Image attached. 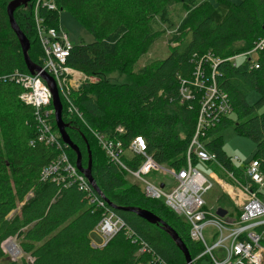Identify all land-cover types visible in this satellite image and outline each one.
Here are the masks:
<instances>
[{"label":"trees","instance_id":"16d2710c","mask_svg":"<svg viewBox=\"0 0 264 264\" xmlns=\"http://www.w3.org/2000/svg\"><path fill=\"white\" fill-rule=\"evenodd\" d=\"M12 1L0 0V263L145 264L155 255L168 264H186L163 226L147 222L132 209L158 216L175 230L196 259L204 248L192 241L190 227L164 201L147 198L141 187L131 183L89 132L96 130L108 139L117 138L125 148L143 137L147 154L159 166L177 172L186 166L206 89L215 84L226 96L231 113L219 114L204 132L202 142L226 172L246 184L223 148V132L233 127L255 143L252 160L258 161L264 174V49L258 52L257 69L248 60L244 64L229 60L251 51L264 38V0L236 4L228 0H57V11L42 14L50 26L59 28L60 13L65 11L94 37L89 44L74 45L66 62L68 68L91 77L123 69L133 82L119 86L102 79L73 90L69 103L81 117L68 116L61 97L67 133L80 149L84 168L91 154L92 176L105 199L92 186L86 192L78 183L70 185L73 180L62 171L44 176L58 161L60 151L39 142L36 111L21 100L23 87L9 79L15 72L29 74L7 14ZM32 4L18 8L15 19L31 43V60L43 67ZM176 7L184 16L173 31ZM170 31V54L134 73L137 61ZM183 89L193 98H184ZM253 92L259 99L250 104L248 96ZM51 123L58 132L55 117ZM119 128L123 133L117 132ZM64 151L77 167L75 152L67 146ZM143 160L135 155L125 164L136 170ZM193 164L196 167L198 161ZM95 199L104 208L93 202ZM260 199L264 202L263 193ZM219 201L233 206L225 194ZM106 210L121 218L124 228L106 246L94 247L90 235ZM236 210L238 218L240 211ZM13 237L33 262L5 259L2 245Z\"/></svg>","mask_w":264,"mask_h":264},{"label":"built area","instance_id":"2783aa9c","mask_svg":"<svg viewBox=\"0 0 264 264\" xmlns=\"http://www.w3.org/2000/svg\"><path fill=\"white\" fill-rule=\"evenodd\" d=\"M57 0H33L32 16L36 37L43 49L44 66L38 74L31 75L15 72L9 76L11 81L21 85L24 93L21 100L32 106L39 122L38 140L46 145L56 147L60 151L58 161L44 172L45 177H50L62 171L78 183L79 187L88 192L91 190L86 177L79 173L77 167L73 166L68 159L64 147L67 146L61 139L58 132L53 130L51 118L55 117L52 106V94L42 78V73L47 72L55 79L60 97L69 103V96L74 90L81 86L87 75L75 71L66 66L74 45L69 41L67 34L61 32L59 28L50 26L45 12L57 11ZM251 51L242 55L234 56L229 60L233 63L239 59H245L252 63L256 69L259 67L257 58H254L259 51L264 49V38ZM182 95L186 99H191L192 94L187 90H182ZM71 115H78V111L69 103ZM52 106V108H51ZM231 113V107L225 95L220 94L215 84L206 89L203 98L201 113L197 121V127L186 154V166L179 171L166 170L159 166L152 157L147 154V144L143 137H137L130 142L128 147H124L119 139H108L104 135L97 136V140L106 157L119 165L128 176L133 177L141 184V189L147 198L162 200L168 208L190 227V238L199 243L204 252L193 260L206 257L209 264H263L264 246V202L260 199V194L264 188V174L260 169L258 161L250 160L245 163L240 170L241 178L246 184L236 178L233 173H228L235 181V185H229L223 181H214L201 174L194 166V160L198 163L218 164L215 154L209 152L202 142L201 137L204 132L214 123L219 114L227 115ZM118 133H123V129H118ZM68 147V146H67ZM130 153L131 157L126 156ZM138 155L144 158L142 164L131 170L127 167L126 160ZM233 161H240L238 156L231 158ZM162 170L169 173L174 178L175 188L166 192V185L161 183L156 185L151 183L147 177L152 173ZM224 170V169H223ZM225 171V170H224ZM215 183L220 184L225 194H228L235 203L236 209L240 211V217L234 218L226 216L224 218L217 215V209H209L205 201V195L213 189ZM163 185V188L161 187ZM254 186V188L252 187ZM256 187V188H255ZM99 207L104 208V204L95 199ZM124 228V222L114 212L106 210L102 215L96 231L103 239L104 247L107 243ZM208 228L214 229L210 237L215 240L212 245L208 244L205 231ZM94 247H98L93 245ZM145 264H168L163 259L153 255Z\"/></svg>","mask_w":264,"mask_h":264},{"label":"rangeland","instance_id":"374dc122","mask_svg":"<svg viewBox=\"0 0 264 264\" xmlns=\"http://www.w3.org/2000/svg\"><path fill=\"white\" fill-rule=\"evenodd\" d=\"M203 1V0H201ZM231 3H239L240 0H228ZM173 15V21L175 23V27L173 31L177 29V26L180 22V19L184 16L183 11L181 10L180 7H176L175 11L172 13ZM34 24V22H33ZM59 29L61 32L67 34L69 41L73 45H83V44H89L94 41V37L88 33L84 27L69 13L63 11L60 13L59 17ZM35 30V29H34ZM167 33L163 39L159 40L154 44V46L144 55L142 56L136 63V68L134 70V73H137L139 69L145 67L148 65V63L152 61H157V60H162L166 58L170 54L169 50V40L171 38V32ZM257 46V45H256ZM255 46V47H256ZM258 53V52H257ZM254 58H258V54L254 56ZM245 59L241 58L238 60L239 64H244ZM133 73V74H134ZM54 79V78H53ZM107 81L110 84L114 85H126V84H132L130 75L126 73L123 69L119 71H114L109 75H104L103 77H97V76H88V78L84 79L80 87L73 88L75 91L81 89L83 86L86 85H95L101 80ZM55 80V79H54ZM259 99V95L255 92L251 93L248 96V102L250 104L255 103ZM65 100V99H64ZM66 102V113L68 112V116H71V107L69 103L65 100ZM90 135L92 136L93 141L97 139V136H102L98 131L94 130V132H89ZM104 135V134H103ZM223 148L226 154L228 155L229 158L238 156L240 158V161H233V165L236 168H242L244 167L245 163L249 162L250 160L253 159L254 154L256 152V146L255 143L249 139L248 137L242 136L240 134H237L235 129L233 127L227 128L223 132ZM98 141V140H97ZM99 144V142H98ZM103 151V150H102ZM104 152V151H103ZM76 154V153H75ZM105 154V153H104ZM106 155V154H105ZM126 156L131 157L130 153H126ZM166 170H169L170 168L164 167ZM197 170L206 176L207 178L211 179L214 181L215 176L222 180L224 183H227L229 185L234 186L235 181L231 178V176L224 171L222 168H220L217 164L215 163H198L196 165ZM171 170V169H170ZM82 174V173H81ZM127 179L133 184L138 185L139 187H142L141 184L134 179L131 176H128ZM147 179L156 185H160L163 183L166 185V192L171 191L172 189L175 188L174 185V178L169 174L166 173L162 170L152 172ZM262 193L264 194V188L262 190ZM224 194V190L221 187L220 184L215 183V186L213 187L212 190H210L206 195H205V201L207 203V207L209 209L212 208H222L224 206L225 209L228 210L229 215L234 218L236 217V214L234 212V207H232L229 204H224L223 202L219 201L220 196ZM236 210V208H235ZM237 211V210H236ZM214 233V229L208 228L205 231L207 241L209 245H212L215 240L211 239L210 237ZM91 241L95 243L96 246H102L103 244V239L100 236V234L94 230L91 235ZM11 241L15 242V246L18 250V253H12L10 251V245L13 243H10ZM2 250L5 255V259L7 261H12V262H19L21 263L22 260L30 261L33 262V259L30 258L29 256H26L21 247H20V241L18 238L13 237L8 239L3 245H2ZM0 264H3L2 262ZM201 264H209L208 259H203ZM264 264V263H263Z\"/></svg>","mask_w":264,"mask_h":264},{"label":"water","instance_id":"95a60500","mask_svg":"<svg viewBox=\"0 0 264 264\" xmlns=\"http://www.w3.org/2000/svg\"><path fill=\"white\" fill-rule=\"evenodd\" d=\"M33 0H14L11 3H9L7 7V14L9 17V22L12 30L16 34L22 53L24 56V61L26 64V67L31 75L38 74L42 71V68L37 66L33 61L31 60L29 56V51L31 49V43L29 39L26 37V35L22 32L20 27L18 26L16 19H15V11L20 7H27L29 3H31ZM42 78L47 83L50 92L52 94V106L55 111V122L58 129V132L61 136L62 141L71 148L77 155L76 160V166L77 169L86 177L89 184L93 187V189L96 191L98 195H100L103 199H105L104 194L101 192V190L98 188L93 176H92V157L91 154H89V164L87 168H84L82 166V154L80 152V149L77 145H75L70 136L67 133V128L69 127L68 124H66L63 120V104L61 101V97L59 94V90L57 87L56 81L47 73H42ZM163 188V185L161 186ZM131 211L135 212L139 217L146 220L147 222L151 224H158L162 225L163 228L167 231V233L170 235V237L173 239L179 250L183 253L185 257L186 264H193V259L189 253V250L182 239L179 238L178 234L173 230L171 227L166 225L162 220L153 214L150 211L142 210V209H132ZM217 215L224 218L227 216V211L223 208L217 209Z\"/></svg>","mask_w":264,"mask_h":264},{"label":"crops","instance_id":"0c3cea01","mask_svg":"<svg viewBox=\"0 0 264 264\" xmlns=\"http://www.w3.org/2000/svg\"><path fill=\"white\" fill-rule=\"evenodd\" d=\"M239 169H241V168H239ZM215 179L218 180V181H221V182H222V180L218 179L216 176H215ZM224 194H225V193H224ZM225 195H226V197L228 198L229 203H230V204H233L232 207L236 208L235 203H234V201L232 200V198H231L228 194H225ZM222 208L225 209L224 207H222ZM225 210L227 211V215L230 216L228 210H227V209H225ZM230 217H231V216H230ZM232 217H233V216H232ZM92 244L95 245L94 242H92ZM95 246H96V245H95ZM98 247H99V246H98Z\"/></svg>","mask_w":264,"mask_h":264},{"label":"bare ground","instance_id":"6f19581e","mask_svg":"<svg viewBox=\"0 0 264 264\" xmlns=\"http://www.w3.org/2000/svg\"><path fill=\"white\" fill-rule=\"evenodd\" d=\"M10 243H13L12 245H10L9 247V249H10V251H12V253H15V254H17L18 253V250H17V248H16V246H15V242L14 241H11Z\"/></svg>","mask_w":264,"mask_h":264}]
</instances>
